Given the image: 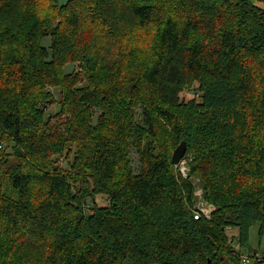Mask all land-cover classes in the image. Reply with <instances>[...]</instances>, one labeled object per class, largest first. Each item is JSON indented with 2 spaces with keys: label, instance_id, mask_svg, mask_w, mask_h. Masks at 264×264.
Segmentation results:
<instances>
[{
  "label": "trees",
  "instance_id": "1",
  "mask_svg": "<svg viewBox=\"0 0 264 264\" xmlns=\"http://www.w3.org/2000/svg\"><path fill=\"white\" fill-rule=\"evenodd\" d=\"M257 224L264 0H0V264H243Z\"/></svg>",
  "mask_w": 264,
  "mask_h": 264
},
{
  "label": "rangeland",
  "instance_id": "2",
  "mask_svg": "<svg viewBox=\"0 0 264 264\" xmlns=\"http://www.w3.org/2000/svg\"><path fill=\"white\" fill-rule=\"evenodd\" d=\"M49 43H50V38H47L43 41V44H45L46 46L50 45ZM67 70L70 71L71 68L67 67ZM80 70L78 69V71H80ZM55 94H56L57 98L60 99L57 90H55ZM195 95L198 96V94H196V91L194 90V91L186 93L185 98L187 100H190ZM57 109H58V107H52L49 109L48 113L55 114ZM131 156H132L131 158L133 161V166L135 167V170L138 171L139 167H140L139 163H138V160H139L138 156L134 151H132ZM186 160H187V165L189 167L188 158ZM62 163L65 167H68V163L66 161H63ZM189 173H190V169L188 172V177H189ZM194 185H195V194L194 195H195V201H196V204H195L196 210L197 209H208L210 207H215L214 204H212L206 200L205 192H204L203 187L201 186L200 179H196L194 181ZM96 201L99 203L100 206H104L107 204V199L104 196H98L96 198ZM87 208H88V206H87ZM229 235L234 238V246L238 251H240L243 258H249L251 260H254V257L257 254L260 255L261 257H264V237H260V235H259V225L258 224L251 228L250 233H249V242H248V245L246 247H243V248L240 247V241L238 238L239 231L237 229H231L229 231ZM227 264H231V263L228 262Z\"/></svg>",
  "mask_w": 264,
  "mask_h": 264
},
{
  "label": "built area",
  "instance_id": "3",
  "mask_svg": "<svg viewBox=\"0 0 264 264\" xmlns=\"http://www.w3.org/2000/svg\"><path fill=\"white\" fill-rule=\"evenodd\" d=\"M179 169V172L183 178L188 177L189 167L187 165V160L184 158L179 165L176 166ZM215 207H210L208 209H198L195 211V218L198 220L202 217H206L207 219H211L213 212L215 211ZM264 257L260 255H255L254 260L249 258H242L243 264H255L256 262H262Z\"/></svg>",
  "mask_w": 264,
  "mask_h": 264
},
{
  "label": "water",
  "instance_id": "4",
  "mask_svg": "<svg viewBox=\"0 0 264 264\" xmlns=\"http://www.w3.org/2000/svg\"><path fill=\"white\" fill-rule=\"evenodd\" d=\"M188 151V145L186 142H182L178 148L175 150L173 157H172V163L177 166L181 163V161L184 159Z\"/></svg>",
  "mask_w": 264,
  "mask_h": 264
}]
</instances>
